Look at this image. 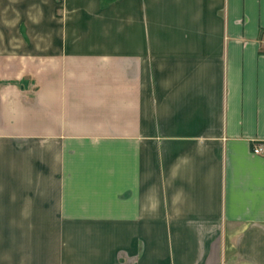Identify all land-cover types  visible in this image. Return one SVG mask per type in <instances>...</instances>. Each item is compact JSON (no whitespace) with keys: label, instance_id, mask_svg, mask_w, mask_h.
<instances>
[{"label":"crops","instance_id":"obj_1","mask_svg":"<svg viewBox=\"0 0 264 264\" xmlns=\"http://www.w3.org/2000/svg\"><path fill=\"white\" fill-rule=\"evenodd\" d=\"M264 0H0V264H264Z\"/></svg>","mask_w":264,"mask_h":264},{"label":"built area","instance_id":"obj_2","mask_svg":"<svg viewBox=\"0 0 264 264\" xmlns=\"http://www.w3.org/2000/svg\"><path fill=\"white\" fill-rule=\"evenodd\" d=\"M262 43L264 44V39H263ZM263 151H264V147L261 144H256L252 148V154H254V155H260L263 153Z\"/></svg>","mask_w":264,"mask_h":264},{"label":"rangeland","instance_id":"obj_3","mask_svg":"<svg viewBox=\"0 0 264 264\" xmlns=\"http://www.w3.org/2000/svg\"><path fill=\"white\" fill-rule=\"evenodd\" d=\"M263 39H264V37L261 39V44H262V45H263V47H264V44L262 43Z\"/></svg>","mask_w":264,"mask_h":264}]
</instances>
